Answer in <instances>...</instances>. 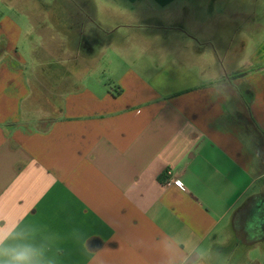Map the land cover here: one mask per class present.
<instances>
[{
    "label": "crops",
    "instance_id": "0c3cea01",
    "mask_svg": "<svg viewBox=\"0 0 264 264\" xmlns=\"http://www.w3.org/2000/svg\"><path fill=\"white\" fill-rule=\"evenodd\" d=\"M259 215L264 0H0V224L50 264H264Z\"/></svg>",
    "mask_w": 264,
    "mask_h": 264
},
{
    "label": "clouds",
    "instance_id": "9594fccd",
    "mask_svg": "<svg viewBox=\"0 0 264 264\" xmlns=\"http://www.w3.org/2000/svg\"><path fill=\"white\" fill-rule=\"evenodd\" d=\"M23 232L21 223L11 231L0 224V264H50L46 249L29 240ZM166 264H187V261L168 256Z\"/></svg>",
    "mask_w": 264,
    "mask_h": 264
},
{
    "label": "rangeland",
    "instance_id": "374dc122",
    "mask_svg": "<svg viewBox=\"0 0 264 264\" xmlns=\"http://www.w3.org/2000/svg\"><path fill=\"white\" fill-rule=\"evenodd\" d=\"M82 40V39H81ZM85 43V41H83ZM102 67V66H100ZM101 70V69H100ZM260 218V219H259ZM253 221L250 223L251 229L250 231H245L244 227L242 228V232L240 230L237 231L238 236H240L243 240L247 241V243L254 240L256 243V246L249 249L248 253L250 257L259 256L261 254L260 247H264V225L262 223L264 222V219H262L261 215L258 217H250V220ZM242 251V250H241Z\"/></svg>",
    "mask_w": 264,
    "mask_h": 264
},
{
    "label": "built area",
    "instance_id": "2783aa9c",
    "mask_svg": "<svg viewBox=\"0 0 264 264\" xmlns=\"http://www.w3.org/2000/svg\"><path fill=\"white\" fill-rule=\"evenodd\" d=\"M173 182H175L176 184H178V185L181 186V184H180L179 182H177V181H173V180H170L169 182H167V184L169 185V184H171V183H173Z\"/></svg>",
    "mask_w": 264,
    "mask_h": 264
}]
</instances>
